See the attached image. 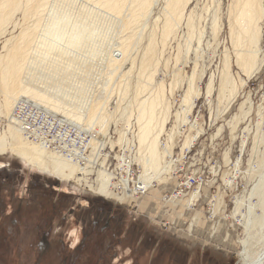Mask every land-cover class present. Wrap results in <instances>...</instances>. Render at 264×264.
I'll return each instance as SVG.
<instances>
[{"label":"rangeland","instance_id":"374dc122","mask_svg":"<svg viewBox=\"0 0 264 264\" xmlns=\"http://www.w3.org/2000/svg\"><path fill=\"white\" fill-rule=\"evenodd\" d=\"M34 1L29 4L34 10L28 14H24L27 0H22L9 18L0 23L3 56L11 46L23 45L21 32L31 28L30 37L25 39L28 50L24 49L22 56L26 63L31 60L34 67L22 70L25 76L34 78L32 82L39 79L38 84L30 82V85L27 76L28 82L23 84L28 89L15 90L10 105L6 104L0 85V131L10 125V114L20 115L34 127L42 126L45 136L55 139V148L62 150L64 142L69 148L79 147L84 156L74 159L90 171L79 179L65 180L11 152L0 154V264H243L239 241L244 228L240 217L234 214V207L244 198L243 211L246 210L264 152V18L261 37L250 52L246 42L245 47L242 41L233 42L236 37L229 31L234 0H184L183 12L175 14L174 27L163 31V35L165 11L161 10L166 0H156L142 9L147 14L133 23V30L120 29V23L110 14L123 17L130 14L134 5H128L127 1L123 7L126 10L118 12L107 9L103 0H81L82 4L74 0L78 5L75 7L88 5L84 10L80 7L83 12L86 8L88 12L91 4L111 11H101L104 15L99 12L101 18L97 17L102 26L112 24V27L103 26L109 33L105 32V38L102 36L104 43L99 52L94 51L97 46L92 43V48V44H87L68 55L43 43L37 36L42 25L40 29H32L47 15L54 0H46L41 9H36L40 0ZM71 1L61 2L72 5ZM127 40L133 45L130 44L126 58L118 61L121 65L117 63V70L111 75L108 66L105 67L109 56L113 57L117 45ZM151 41L155 42L153 51L146 46ZM233 43L243 46L244 55L249 52L250 60L242 51L244 57L238 61ZM147 59L151 61L148 65L144 63ZM41 67L50 71L48 76L41 78ZM26 69L30 70L28 74ZM209 80L213 81L211 93L206 90ZM34 83L38 85L35 89ZM191 83L193 97L185 107L182 100ZM45 88L57 93L59 88H64V93L68 89V96L63 92L58 94L61 99L49 96L43 92ZM40 94L45 96L42 101L53 104L57 111L54 119L20 103L23 96L38 100ZM150 100L155 118L148 139L152 136L158 140L160 166L156 172L150 169L148 184L143 186L144 149L139 144V129L147 118L141 120L139 112L140 105L149 108ZM85 105L88 109L83 108ZM64 113L88 125V132L78 130ZM43 116L52 123L44 122ZM64 117L68 121L62 120ZM87 158L92 160V166ZM102 163L114 174L111 197L97 191ZM127 184L130 195L119 199L118 195H126ZM108 244L113 245L110 251L103 252Z\"/></svg>","mask_w":264,"mask_h":264},{"label":"bare ground","instance_id":"6f19581e","mask_svg":"<svg viewBox=\"0 0 264 264\" xmlns=\"http://www.w3.org/2000/svg\"><path fill=\"white\" fill-rule=\"evenodd\" d=\"M21 1L22 0H0V23L3 22V20L9 18V14L11 13V11L14 8H16V7H19L21 5ZM33 1L34 0H27V6H26V10H25L26 13H24L25 15L29 13V10H31V11L34 10V8L32 9V7L29 5ZM36 1H39V0H36ZM45 1L46 0H40L37 3V5H36V9L37 8L41 9L46 4ZM59 1L61 2V1H64V0H54L51 3L50 7L49 8L47 7L48 8L47 15H45V17L43 16L41 18V20H39V21L37 20L38 21L37 25L32 26V29L36 30L37 27L39 28V26L42 25V26H40L41 29L39 28L40 32L38 33L37 36H39V37H41V39H43V43L44 44L45 43H49V47L50 48L59 49L62 53L63 52L64 53L65 52L68 53L70 51V54H72L71 53L72 51H74V53H75V51H77L78 49L80 50V48H84L85 45H87V44L91 45L92 43L97 46V47L95 46L96 47L95 49L93 48L95 52H99L100 50H102V47H101L102 46V42H103L102 41V39H103L102 36L104 38L107 37V36H104V34L106 32V29L109 28L112 24L110 22L111 25L109 27H107L109 24H107V26H105V24H104L103 26H105L107 28H105V27L103 28V26L100 24L101 20H98L97 16H99V12L103 11V13H104L107 10L96 6V4H94V5L91 4L89 6L90 10H88V12H90L93 16H90L89 13L86 12V10L88 8L87 4H86L87 6L85 5V7H87L86 10H85V12H83L82 10H84L85 7H83L80 4H79V6L83 7L82 10H81L80 7H75L76 2L74 4L73 3L74 0L71 1L73 3L72 5L71 4L69 5L68 3H67L68 5L67 4L64 5V4H62V2L60 3ZM103 1H104L103 3H105V6L108 7L107 9L110 8V10L113 9V11H114V9H115V11L116 10L118 11L119 9L120 10L121 9H125V8H123L124 5L128 4V3H129L128 5H132V6L134 5L133 8H131L132 10H130L131 11L130 14L128 12V14H126V17L117 15L118 13L112 14V13H110L111 11H109V10L107 11V12H109L111 14L113 19H115L118 23H120V29H126L128 27H131L130 29H132V27H133L132 25L135 24L136 20L139 17H141V15L145 14L143 17L146 16L147 13L146 12L144 13L142 9H144L146 7H149L156 0H103ZM182 1L186 2L184 0H166L165 1L166 3H165V5H163L164 6L163 10H161L162 13L165 11V20L163 22V26L161 27L163 29L161 31L162 35H163V31L166 33V31L168 32V31H170L169 29H172L171 28L172 26L174 27L175 20H177V19H175V14L183 12V9H181L182 3H183ZM47 2H49V0H47ZM63 3H66V0ZM80 3L82 4L81 0H80ZM84 4H85V2H84ZM129 7H131V6H129ZM129 9L127 11H129ZM148 9L150 10L151 8H148ZM122 12H124V10ZM231 12H232V15H231V18L229 20V27H230L229 31H230V34L234 38L236 37V39H233L234 40L233 42L239 43V41H242L244 47L246 46V45H244V43L246 42L248 44V47L250 46V52H251L252 49L256 48L257 43H258V41H259V39L261 37V21L264 18V0H234V5H233V8H232ZM95 13H96V15H95ZM128 15H129V18L127 17ZM141 18H139V19L141 20ZM159 18L161 19V17H159ZM106 22L103 21V23H106ZM30 23H31V21H30ZM155 23H156V21H155ZM155 23H154V25H155ZM114 24H115V22H114ZM188 24H189V26L192 24L190 20H189ZM156 25H157V23H156ZM192 26H194V25H192ZM28 27H30V26H28ZM156 27L158 28V25L155 26V28ZM109 29H107V30H109ZM127 30H129V29H127ZM21 33H22L21 35H22L23 40H24V44L20 45V46L19 45H15L13 47L11 46V48L9 49L8 53H6V55H4V56L0 55V85L3 86L2 87V89L4 90L3 93H5L6 104H8V105H10V103H11V102L9 103V101H11V99L13 98L12 94L15 92V90H17V89H19V90L28 89V88L25 87L26 84L25 83H24L25 85L23 84L24 81L28 82V79H27L28 75L25 76L24 75L25 73H23L24 70H22V69L24 67H26V68L29 67V69L34 67V64L30 63V62H32L31 60L29 62L30 64L26 63V59H24V57L22 56V53H23L24 49L26 51L28 50L27 46H25V42H26L25 39H26V37H30L31 28L29 29V28L26 27V29L22 30ZM107 33H109V32L107 31L106 34ZM123 33H124V31H123ZM132 33H133V31H132ZM190 33H192V32H190ZM213 34H215L214 31H213ZM33 35H35L34 32H33ZM165 35L168 36L167 34H165ZM130 36L134 37V35L132 36L131 33H130ZM161 37L163 38L164 36H161ZM150 38H151V40L154 39V37H150ZM130 39L128 38V40H130ZM107 40L108 39H106V42H107ZM128 40L124 41L122 43H119V45H117V46H119L118 48L115 47V48H117V51L112 54L114 58L112 56L108 55L110 60H109V62L107 61V63H106L107 65H105V67L108 66V68L110 70V71L109 70L108 71H109V73L111 75H113L112 73H114L115 70H117L116 67H117L118 61L124 56H125L124 58H126L127 55H125V54L127 53L129 47L131 45H133ZM188 40H186L187 43H188ZM235 40L238 41V42H236ZM17 41H22V40H17ZM153 43L154 44H152V41L150 43H148L149 45H146V46H148L147 48L152 50V48H154V45H155V42H153ZM242 43H241V46H242ZM93 44H92L91 48L94 46ZM189 44H190V42H189ZM234 45L235 44L233 43V46ZM162 46H164V45H162ZM237 46H239V45L236 44L234 48L236 49L235 52H237L236 54L238 56V61H239L242 58V56L244 55V51L242 50L243 46L241 48L237 47ZM24 47H26V48H24ZM186 47L188 49V45ZM89 49L90 48L88 46V50ZM238 49L240 50V52L238 51ZM84 50H87V47H85ZM81 51H82V49H81ZM242 51H243V55L241 54ZM83 52H85V51H83ZM89 52H90V50H89ZM154 52L151 55L154 56ZM79 53H80V51H79ZM111 53L112 52H111V49H110V53L109 54H111ZM129 53H128V55H129ZM245 53L249 57V58L248 57H245V58L250 60V54H248L249 52L248 53L245 52ZM68 55H69V53H68ZM79 55H81V54H79ZM240 55H241V57H240ZM247 55H244V56H247ZM24 56H25V53H24ZM61 56H62V54H61ZM150 57H151L150 59L152 60L153 57L152 56H150ZM144 61L143 62L146 63L147 65H148V63H151V61H149V59H147V61L146 60H144ZM245 62H246V60H245ZM118 64H120V63H118ZM42 67H43V65H42ZM42 67L39 68V72L41 73V76H42L41 78H43L44 76H48L49 75L48 72H50V71H48V72L45 71L44 68H42ZM102 67H104V66L102 65ZM105 67H104V69L106 70ZM148 67L149 66H147V68ZM118 68H119V66H118ZM195 70H196V68H195ZM25 71L27 72L28 69H26ZM28 72H27V74H28ZM32 73H33V71H32ZM104 74H105V72H104ZM104 74H103V76H104ZM37 75L39 76V74H37ZM111 75L108 76V77L111 78ZM120 75H119V77L121 79L123 74L121 76ZM124 77H126V76H124ZM147 77H149V76H147ZM149 78H151V77H149ZM226 78H228V77H226ZM30 79H31V77H29V80ZM33 79L34 78H32L29 81L30 85H31L30 82H32ZM49 79L46 78L45 80H49ZM42 80H44V79H42ZM104 80H105V78H104ZM38 81H39V79H38ZM107 81L111 82L110 79L107 80ZM33 82H35V80ZM37 82H35V83H37ZM49 82H51V81L49 80ZM162 82H163V80H162ZM212 82H213L212 80H209L208 83H207V89L206 90H207L208 93L212 92V89H213ZM35 83H34V89H35V86H38L37 85L38 83L37 84H35ZM121 83H122V81H121ZM121 83H120V85H121ZM147 83H149V82H147ZM120 85L118 84V86H120ZM39 87H40V85H39ZM106 87H108V86H106ZM37 88L38 87H36V89ZM55 89H56V87L54 86V90ZM123 89H125V88H123ZM198 89H196V90H198L197 93H199V91H200V87L199 86H198ZM48 90H49L48 88H45V89H43V92L46 93L49 96L60 98L61 96H59L58 94L63 92L62 90H64V88H62V90H60V88H59L58 89V93H57V91L52 92L50 90V92H49ZM120 90L122 91V89H120ZM101 91H102V89H101ZM67 93H68V89H67ZM67 93L65 91L64 94H67ZM73 93H74V91H73ZM197 93H196V95H197ZM41 94H42V92H41ZM41 94H40V96L38 95L39 99L37 98L39 101L36 100V99H33L34 98L33 96H32V98L31 97H27V96H23V98L20 99V103H26L27 105H30L33 108L35 107V108H37L39 110H41V109L45 110L48 113H51L53 115V117H55L56 114H57L56 113L57 111H55V109L53 108V104L52 105L51 104L46 105L47 103H44L45 101H42V100H44V99H42L44 95L41 97ZM62 96H64V98H65V95H62ZM67 96H68V94H67ZM192 97H193V85L191 83L188 86V88H186V90H185V93H184V96H183V100H182V104L186 107V105H188L190 103V100H191ZM82 98H83V96H82ZM49 99L50 98L47 97V99H45V100H47V102H48ZM152 99L154 100V101L152 100L153 103H154L155 99L154 98H152ZM75 100H77V99H75ZM63 101H65V100H63ZM152 101L150 100L149 103L152 104ZM78 102H80V101L78 100ZM143 103H142V105H144ZM79 104L80 105H78V106H81L82 103H79ZM85 104H87V103H85ZM94 104L93 105L91 104V105L94 106ZM151 104H148L149 108L147 110L145 108L146 106L143 108L140 105L141 108L139 107L140 108V112H139L140 119L143 120L144 117L147 118V120L144 119V122L141 123V129H139L140 130V132H139L140 133L139 134L140 143L139 144H141V147L144 149L143 155L141 157V167H142L141 168V177H142L141 185H143V186L148 184L147 180H148L149 175H150L149 174V172L151 171L150 169H153V171L156 172V170L160 166V163H159L160 162L159 161V157H160L159 151L160 150H159V147H158V142H157L158 140H156V137H152V136H151L150 140L148 139V136L150 135L149 133L151 131V128L153 129V127H151V124L154 121L153 119L155 118L154 104H152V106H151ZM50 105H51V107H50ZM54 105H56V104H54ZM88 107H89V105H88ZM83 108L86 109L87 106L85 105ZM92 108H90V109H92ZM82 111H84V110H82ZM85 111H88V110H85ZM90 112H93V111H90ZM84 113L85 112H83L82 115H85ZM61 114H63V113H61ZM66 115L67 114L64 113L63 116H66ZM80 115L78 114V116H80ZM90 115H92V114H90ZM64 118L65 119H62V120H67L66 117H64ZM67 118H68V115H67ZM9 119H10L9 120L10 125L8 126V128L5 131H0V154L1 155L7 154V152H11L15 156L23 158L24 160H26L28 164L33 165V166L38 167V168H41L43 171H50L53 174H55L56 176H59L60 178L65 179V180H69V179L74 178V177L75 178L77 177L79 179V178L85 176L86 173H88L90 171V169H87V166L80 164V161L78 160L79 158H82L84 156L83 151L79 147L71 146L69 148V146L64 142V144H62V150L57 149V148H55L56 146L54 147L55 139H49L50 137L47 138L45 136V134H44L45 131H42L40 127H38V128L34 127V125L32 123H30V121H28L26 118L20 117V115L19 116H15L14 114H10L9 115ZM60 119H61V117H60ZM68 120L67 121L72 123L73 126L78 128V130L88 132V130H89L88 125L87 126L84 125V123H82L80 120L74 119V118H70V117L68 118ZM89 120H91V119H89ZM89 120H88V123L90 122ZM161 120H162V118H161ZM91 121L93 122L94 120H91ZM152 126H154V124ZM54 138H56V137L54 136ZM65 150H66V152H64ZM263 153H262V155H263ZM141 154H142V152H141ZM262 155H261L262 160L260 159L261 162L259 164V167L257 168V170H258L257 180L254 182V184H253V186H252V188H251V190H250V192L248 194V201H247L246 210L243 211L244 198H242L240 201H237V203H236V205L234 207V214H236V215H238L240 217L239 218L240 219L239 220L240 224L244 228V234L240 238V241H239L240 245H241V252H240L241 262L243 264H264V155L263 156ZM74 158H78V159H74ZM86 161L88 162L89 166L93 165V164H91L92 160L90 158H87ZM94 162H96V159H94ZM252 172H253V169H252ZM113 179H114V174L112 172H110L102 163V165L100 166V169L98 170V175H97V182H98V190L97 191H98V193L101 194V195H104L106 197L113 196L114 195V193L112 191ZM124 189H125L126 195L125 196L124 195L123 196L118 195L117 197L119 199L122 198V197H128V195H130V193L127 194L128 193V184L124 185Z\"/></svg>","mask_w":264,"mask_h":264},{"label":"built area","instance_id":"2783aa9c","mask_svg":"<svg viewBox=\"0 0 264 264\" xmlns=\"http://www.w3.org/2000/svg\"><path fill=\"white\" fill-rule=\"evenodd\" d=\"M41 111H43V112L47 113V117H48L49 115H52L51 113H48V112H47V111H45V110H42V109H41ZM52 116H53V115H52ZM52 116H51V117H52ZM47 117H46V116H43L42 120H43L44 122H46V121H47V122L51 123V122H52V120H51V119H49V118H47ZM52 119H54V118H52ZM37 127H40V128H41V130H42V131H44V130L42 129V126H37ZM40 128H39V129H40Z\"/></svg>","mask_w":264,"mask_h":264},{"label":"flooded vegetation","instance_id":"af4514ba","mask_svg":"<svg viewBox=\"0 0 264 264\" xmlns=\"http://www.w3.org/2000/svg\"><path fill=\"white\" fill-rule=\"evenodd\" d=\"M112 246H113V245H111V244L109 245V244H108V245L103 249V252H104V251H107V253H108V252L110 251V249H111ZM101 256H103V257H102V261H104V260H103L104 255H101ZM110 259H111V257H110Z\"/></svg>","mask_w":264,"mask_h":264}]
</instances>
